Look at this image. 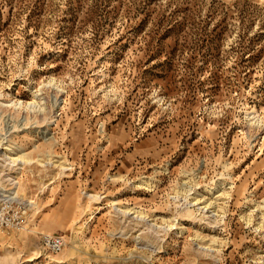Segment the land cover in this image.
Here are the masks:
<instances>
[{"label": "rangeland", "instance_id": "374dc122", "mask_svg": "<svg viewBox=\"0 0 264 264\" xmlns=\"http://www.w3.org/2000/svg\"><path fill=\"white\" fill-rule=\"evenodd\" d=\"M0 138V264H264V0H0Z\"/></svg>", "mask_w": 264, "mask_h": 264}, {"label": "bare ground", "instance_id": "6f19581e", "mask_svg": "<svg viewBox=\"0 0 264 264\" xmlns=\"http://www.w3.org/2000/svg\"><path fill=\"white\" fill-rule=\"evenodd\" d=\"M1 139V138H0ZM3 141L4 140H0V144H2L3 143ZM8 142V141H7ZM9 143V142H8ZM5 146V145H4ZM5 152H4V155L5 156H8L11 160H12V162L13 163H19V164H21V163H23V164H32L31 162H32V160L30 159V157L28 156V155H26V154H23V151H22V148H11V146H7L5 149ZM48 158H49V161H50V163H51V165L52 164H54V165H57L58 163H59V161H53V158L51 157V155H49L48 156ZM61 159V158H60ZM53 161V162H52ZM40 162H42V160H40ZM64 165V162H61V163H59V167L60 166H63ZM45 166H47V165H45ZM44 167V166H43ZM93 199H95V198H93ZM201 204H205L202 208H201V210H203V209H210V207L211 206H213V203L211 202V203H207V202H205V200H198V199H195V204L194 205H197V206H200ZM261 208V207H260ZM262 211V210H261ZM126 213H130V212H126ZM141 219H144L145 220V218H142V217H140ZM252 217H249L248 218V223H251V221H252ZM261 224V223H260ZM201 241H202V239H201ZM200 243V242H199ZM202 243V242H201Z\"/></svg>", "mask_w": 264, "mask_h": 264}, {"label": "built area", "instance_id": "2783aa9c", "mask_svg": "<svg viewBox=\"0 0 264 264\" xmlns=\"http://www.w3.org/2000/svg\"><path fill=\"white\" fill-rule=\"evenodd\" d=\"M6 225V223L2 222V226ZM44 246L50 250L52 253H59L64 248V240L58 236H44L42 238Z\"/></svg>", "mask_w": 264, "mask_h": 264}]
</instances>
